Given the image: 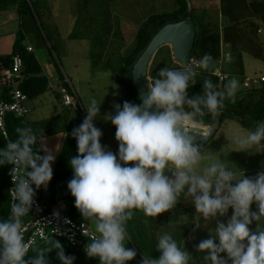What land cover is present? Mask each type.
<instances>
[{
    "label": "clouds",
    "instance_id": "9594fccd",
    "mask_svg": "<svg viewBox=\"0 0 264 264\" xmlns=\"http://www.w3.org/2000/svg\"><path fill=\"white\" fill-rule=\"evenodd\" d=\"M193 63L206 71L215 65L209 53ZM199 74L193 67H165L156 78L147 79L149 92L141 104L114 105L115 114L104 119L116 128L118 157L102 146L103 133L94 125L101 104L91 98L85 107L86 118L71 133L78 155L69 160L73 178L67 186L76 209L95 229L96 235L88 237L85 248L89 258H98L100 264L132 261L137 252L126 248L125 242L131 240L127 222L133 219V210L155 218L173 210L183 196L191 198L205 226L233 210L226 224L217 220L210 238L198 244L196 250L206 253L204 264H264V172L252 178L241 170L238 174L197 142L215 131L204 117H218L226 100L235 103L241 85L235 76L222 87L205 78L203 94L189 98L188 89L196 85ZM15 133L16 139H8L6 148L0 150V166H12L14 185L10 215L0 220V264H25L30 249L37 252L31 264H49L47 254L53 249L61 264H74L75 257L66 255L59 241L50 238V246L38 249L32 247L34 240L25 241L24 218L35 203L33 185L47 189L55 155L46 147L43 130L18 126ZM262 141L264 122L259 121L246 129V135L233 137L240 152L250 153ZM38 144L41 147L36 150ZM202 161L207 163L201 166ZM253 204L256 211L251 210ZM253 222L254 231L250 228ZM156 250L159 258L144 254L141 264H196L184 241L178 243L168 232L158 236Z\"/></svg>",
    "mask_w": 264,
    "mask_h": 264
},
{
    "label": "rangeland",
    "instance_id": "374dc122",
    "mask_svg": "<svg viewBox=\"0 0 264 264\" xmlns=\"http://www.w3.org/2000/svg\"><path fill=\"white\" fill-rule=\"evenodd\" d=\"M26 1L34 16L24 14L21 20L20 16L18 23L8 18L6 22L11 26L0 28V35L6 34L5 31L11 27L18 32L16 41L20 33L26 35L23 43L28 40L36 46L35 54L39 57L43 73L48 80L55 84L62 75L61 84L67 77L83 105V110L75 107L70 110L60 108V119L51 124L40 123L34 126V130H43V133L47 134L44 137L53 145L51 151L54 155L56 143L60 142L59 137L62 140L65 133H72V130L81 125L86 118V100L95 98L98 104H101L98 118L103 121L106 115L115 114L112 106L114 108V105L121 102L123 91L116 80V74L125 63V58L138 45V34L150 18L161 16L169 18L183 8L184 2L186 3L185 0ZM190 2L192 9L194 8L192 16L195 31L200 32L203 27L210 24L211 27L219 29L221 34L222 56L219 61H215L213 69H221L229 78L237 77L241 85L238 92L244 90L242 82L245 77L264 76V0H190ZM69 3L78 5V11L74 13L76 22L69 16L67 6ZM13 5L0 8V19L5 15L3 13L9 12L7 8ZM55 5L59 6L57 14L54 10ZM36 28L38 31H35ZM168 47L162 46L156 53L149 68V76L158 74L165 67L176 66L171 48L169 50ZM47 92L46 95H54L59 92L58 87L55 91ZM32 100H27L24 106L31 105ZM262 104L264 105V102L259 103L256 110H260L259 105ZM29 113L32 111L26 116H29ZM35 113L38 111L33 112V115ZM224 121L219 133L203 147L213 153L214 159L228 162V167L238 174V170H241L246 177L252 178L264 172L262 147L264 141L250 153L240 152L241 149L233 142V137L236 134L246 135V128L233 117H226ZM261 122H264V116ZM114 129L110 122L109 136H104L100 142L107 150L118 156L119 144L115 139ZM38 147L40 149L41 146L38 144ZM44 154L41 151V155ZM205 163L207 161H202L201 166ZM251 210H257L255 204L251 206ZM133 211V219L127 222V233L131 240L125 242L126 248L133 249L138 246L142 255L159 258L160 252L156 250L158 236L168 232L178 243L184 241L185 250L190 253L196 264H204L203 257L206 255L196 250L198 244L210 238V231L215 230L217 220L226 224L233 214V210L229 209L226 216L217 217L216 220L210 221L209 226H205L203 219H199L191 198L185 200L183 196L173 210L155 218L146 217L139 210ZM250 228L254 231L256 223L253 222ZM91 229L96 235L92 224ZM221 255L226 258V254ZM133 262L139 264L138 259H133Z\"/></svg>",
    "mask_w": 264,
    "mask_h": 264
},
{
    "label": "trees",
    "instance_id": "16d2710c",
    "mask_svg": "<svg viewBox=\"0 0 264 264\" xmlns=\"http://www.w3.org/2000/svg\"><path fill=\"white\" fill-rule=\"evenodd\" d=\"M184 2V1H183ZM17 4L20 7L21 13H28L31 16H34L33 10L30 8L26 0H0V8L7 7L9 5ZM194 8L192 9L190 15L187 14V4L184 2V6L182 9H179L174 15L169 18L155 17L150 18L149 21L145 24V27L138 34V45L134 49V51L125 58V63L123 66H120L118 73L116 74V80L123 88V98L122 103L125 100L132 104H141L137 93L132 85L131 71L136 61L146 49L147 45L151 41V39L158 33L160 29H162L168 23L179 22L181 17L187 18L191 17L193 19ZM195 24V23H194ZM195 26V25H194ZM196 32L195 35V44L192 51V59L199 60L204 54L209 53L213 57L214 61H219L222 56V42H221V34L219 29L215 26L211 27L210 24H207L202 28L200 32ZM25 40V35L20 33L17 41L14 44V49L12 53L4 56H0V81H2V73L4 70L9 69L13 64V58L15 56H19L22 59V74L23 79L19 82L17 86L24 94L27 95L28 99H34L47 91L51 90L49 87V80L46 75L43 73L42 66L38 62L36 56L33 53H29L27 49L23 45V41ZM170 50V47H168ZM157 55V54H156ZM155 55V56H156ZM176 66L170 69H181L184 66H181L176 61ZM188 67H192L191 65ZM195 68V67H193ZM200 74L197 76V83L195 86L190 87L188 89L189 98L202 95L203 94V80L205 78H210L214 84H218L221 87L227 82V79L223 82H220L219 78L214 75L215 70L206 71L199 69V67L195 68ZM158 74L150 75V79L156 78ZM62 79V75H61ZM11 86L2 85L0 86V96L6 100H9V90ZM56 96L60 98L59 92L56 93ZM252 99V100H251ZM256 100V101H254ZM264 102V90L262 91H254V90H243L238 92L236 95V102L231 103L230 101H225V110L226 112L221 115L220 125L223 124L226 117L238 118L245 121L249 127H254L256 122H261L263 120L264 105H259L260 110H256V107L259 103ZM122 106V105H121ZM115 112V111H114ZM214 117L211 115H206L204 117V121L206 124H213ZM23 126H33L26 120L25 117H16L13 114H7L5 117V129L8 134L9 139L15 140L16 133L15 129L17 127ZM115 128V127H114ZM116 130V128H115ZM7 140L5 139L1 129H0V150L6 148ZM36 150H39L38 145L36 146ZM41 155V152H39ZM78 155L77 150V142L71 136V132L67 134L66 139L62 145L60 154L58 156V161L56 164V168L53 173V178L49 182L47 189L45 190L43 187L40 189H36L35 185H33L34 190L36 191V195L47 203L48 209H50L53 205H55L60 200H66L64 198L72 199L71 193L68 189V182L73 178V172L71 170L69 160L72 157ZM118 157V156H117ZM11 165L0 166V220H6L10 215V205L11 199L9 195L10 189V181L9 174L11 171ZM77 210L75 206H73L70 210ZM78 211V210H77ZM79 212V211H78ZM66 214V213H65ZM70 214V215H69ZM71 218L77 221H84V219H77L76 213H69ZM36 215L31 212L29 213V217L24 218V227L31 221L36 219ZM87 222V221H86ZM88 223V222H87ZM55 241H59L62 245L64 252L68 256H74L75 261L74 264H100L98 258H89L85 251L81 248L72 247L65 240L60 238H51ZM50 246L47 244V241H37L32 247L34 249L44 248ZM37 256V252L30 249L29 253L24 257L25 264H31V261ZM47 259L49 264H61V262L57 258V250L53 249L51 252L47 254Z\"/></svg>",
    "mask_w": 264,
    "mask_h": 264
},
{
    "label": "built area",
    "instance_id": "2783aa9c",
    "mask_svg": "<svg viewBox=\"0 0 264 264\" xmlns=\"http://www.w3.org/2000/svg\"><path fill=\"white\" fill-rule=\"evenodd\" d=\"M27 51L32 53L33 48L27 47ZM193 61L198 60L193 59L190 64L192 67L197 68L198 65L193 63ZM22 66V59L19 56H15L13 58L12 66L3 71L2 81H0V86L8 85L12 87L8 93L10 98L9 100L0 96V129L6 140L9 139L5 129L6 115L13 114L16 117H25L28 113V109L24 106V103L29 99L26 94L17 88L19 82L24 78L21 72ZM214 75L219 78L220 82H223L228 78L227 75L222 73L221 69L215 70ZM242 85L245 90L262 91L264 90V76L245 77ZM58 91L60 95V102L63 106L75 108L81 107L79 96L71 81L67 77L64 78L63 82L58 86ZM9 181L10 195V190L14 187L10 174ZM34 200L35 203L32 207V211L37 217L34 221L29 222L25 226V241L27 242L31 239L36 243L37 241H47L50 238H60L65 240L72 247L81 248L85 251L87 244L90 242L88 237L95 234L92 232L86 221H77L65 214L67 209V200L58 201L50 209H48L47 203L41 200L37 195L34 197ZM133 249L137 252L135 259H138L139 264H141L144 259V255H142L137 248ZM127 264L137 263L132 260L128 261Z\"/></svg>",
    "mask_w": 264,
    "mask_h": 264
},
{
    "label": "crops",
    "instance_id": "0c3cea01",
    "mask_svg": "<svg viewBox=\"0 0 264 264\" xmlns=\"http://www.w3.org/2000/svg\"><path fill=\"white\" fill-rule=\"evenodd\" d=\"M67 6H69L68 11H70L69 12L70 18H72V21L75 20V22H76V19L74 18L76 16H75L74 13L78 9V7H77L78 5L75 4V3H69V4H67ZM58 7H59L58 5H55V7H54V10H56V14L58 13V9H59ZM74 8H75V10H74ZM7 10L9 12L8 13H3L5 15L1 16L0 28H4V26H6V27L11 26V24L9 22H6V20L8 18H10L11 20H14L12 22L18 23V19L20 18V16H21V18H20V20H21L22 16H24V14L26 16L29 15L27 13H21L20 7L17 4H15V5L11 6V7H8ZM73 25L75 26V23H73ZM34 27H35V25H34ZM35 31H38L37 28H36ZM5 32H7V33L0 35V56H4V55H8V54L12 53V51L14 49V44L16 42V38L18 36V32L16 30H14L12 27L10 29H7ZM71 35H72V32H70V36ZM70 36L68 37L69 38L68 40H70ZM25 39H26V35H25ZM23 45H24V47L26 49H27V47H32L33 48V52L32 53L36 56V54H35L36 53V46H34L28 40L25 41L23 43ZM36 58H37L38 62L41 64V66H42V63H41L39 57L36 56ZM42 69H43V67H42ZM59 72L60 71L58 70V75H59ZM111 80L114 81L113 79H111ZM60 81H61L60 77H58V81L55 84H53L51 81H49V87L50 88L53 87V88H51V90L55 91V89L60 85ZM79 83L81 84L80 80H79ZM99 85H101V83H99ZM122 90H123V88H122ZM46 94H48V92H46V93L34 98L32 100L31 105L25 106L28 109V112L32 111V113H29L30 114L29 116H26V120L28 122H30V124L33 126V129H34V126L36 127L40 123H42V124H46V123L51 124L53 121L60 119L61 118L60 117V108L61 109L63 108L64 110L65 109H69L70 110V108H72V107L63 106L61 104V102H60V98H58L56 96V93L54 95H46ZM121 94H122V98H123V91H122ZM89 101L90 100H86V102H87L86 105H88ZM121 103H122V99H121V102L119 103V105H121ZM112 105H113V103H112ZM79 108L80 109L82 108V110H83V105H81V107H78L76 109H79ZM112 109H115V108H113V106H112ZM36 111H38V113H35L33 115V112H36ZM94 121H95L94 125H96V127L99 128L102 131V133H103L102 138H104V136H109L108 135V130H109L110 122L106 121V120L103 121L101 118H98V117ZM223 124L220 126L219 131L221 130ZM113 129H114V126H113ZM219 131H218V133H219ZM44 136H47V134H44ZM66 137H67L66 134H64L63 138L61 137L62 140L59 137L58 141H60V142L56 143V149L54 151L55 155L60 154L62 145H63L64 140L66 139ZM45 142H46V147L49 150H51L52 147H53L51 142H49L47 140H45ZM262 147L264 148V146H262ZM57 156H59V155H57ZM57 156H55V160H54L53 164L51 165L53 173H54V170L56 168L57 161H58V157ZM71 197H72V199H69V197L68 198H64V199L67 200V209H66L65 213L69 214V213L75 212L76 213V217H77L78 220L79 219H83V218H81V214L77 210H72V212H70L71 208L73 207V203H75V198L72 195H71ZM203 223L205 224V222H203ZM209 223H207V226H209ZM88 224H89L90 229H91V223L88 222ZM136 248L139 249L138 246H136Z\"/></svg>",
    "mask_w": 264,
    "mask_h": 264
},
{
    "label": "water",
    "instance_id": "95a60500",
    "mask_svg": "<svg viewBox=\"0 0 264 264\" xmlns=\"http://www.w3.org/2000/svg\"><path fill=\"white\" fill-rule=\"evenodd\" d=\"M187 4V14L190 15L192 5L190 0H185ZM195 26L191 17H181L179 22L168 23L151 39L146 49L140 55L131 71L132 85L142 103V98L148 94V80L150 81L149 68L150 65L162 46H169L172 51L174 60L181 66L188 67L192 62V51L195 44ZM148 79V80H147ZM155 111V108H153ZM225 108L221 114L214 119L213 125L215 131L206 140L198 138L197 142L202 146L209 143L218 133L220 129L221 115L225 113ZM237 120L246 128L252 129L248 124L241 120Z\"/></svg>",
    "mask_w": 264,
    "mask_h": 264
}]
</instances>
